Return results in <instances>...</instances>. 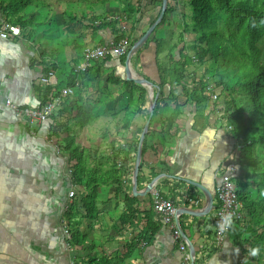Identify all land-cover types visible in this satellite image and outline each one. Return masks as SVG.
I'll return each mask as SVG.
<instances>
[{"label":"crops","instance_id":"obj_1","mask_svg":"<svg viewBox=\"0 0 264 264\" xmlns=\"http://www.w3.org/2000/svg\"><path fill=\"white\" fill-rule=\"evenodd\" d=\"M129 1L132 0H98L99 5L97 2L76 5L71 8L81 9L76 19L67 16L59 1L38 7L29 5L33 8L27 6L22 12L23 19H32L21 26L20 34L0 36V104L10 99L15 106L32 107L43 100L47 87L74 86L68 81L76 78L73 71L84 59L83 50L113 42L119 27H123L120 7ZM141 1L142 13L134 33L139 36L159 12L157 0ZM1 7L0 22L7 18ZM115 20L112 30L106 23ZM168 23L169 19L163 27ZM124 30L127 34L130 28L125 26ZM161 32L157 30L147 38L162 37ZM152 45L153 42L148 43L135 62L130 57L132 76L156 81L157 72L152 68L155 55H149L146 64ZM45 60L57 67L54 71L57 85L41 81L47 76L42 71ZM125 62L126 58L122 64L113 57L89 65L87 72L78 73L80 82L74 94L55 110V117L63 110L58 122L69 120L70 134L84 149L88 167L100 166L104 173L118 156L117 167L123 174L119 192L112 181L98 184L92 191L72 182L67 154L59 149L58 138L49 137V121L27 124L17 119L12 109L0 108V264H183L190 243L195 253L194 264H249L229 235L220 245L215 243V187L221 172L238 155L237 144L232 149L228 142V137L237 140L231 137L224 118H220L223 111H210L211 120L217 118V121L202 130L198 113L211 109L208 102L198 106L194 101L178 106L170 102L164 106L169 109L165 113H160L163 105L160 106L145 132V152L140 153L141 168L135 179L138 138L147 121L148 109L150 116L151 103L147 102L149 106L142 107L144 111L132 117L131 122H125L126 98L122 102L113 101L110 95L114 89L120 92L124 89L107 81L110 72L119 79L125 78ZM97 70L100 76L89 79ZM213 90L216 89L209 91L210 100ZM96 94L99 97L92 100ZM102 105L115 111L96 114L94 109H101ZM78 106L90 114L88 124L82 127L74 118ZM116 111L119 113L115 114ZM218 119L222 120L224 129L228 128L226 133L218 132L219 127L215 126ZM79 133L86 140L106 141L99 157L94 154L90 157L91 149L95 148L87 150V145L76 137ZM154 178L150 190L141 195ZM185 179L199 183L205 190ZM133 184L139 191L137 194L133 192ZM151 189L158 192L160 189L162 198L172 200L182 211L180 228L188 243L186 250L180 249L169 225L160 223L152 229L160 219L151 205ZM70 190L74 191L71 198ZM89 192L94 195V210L87 214L82 204H76L77 214L72 217L75 228L69 229L67 239L62 228V221L67 220L64 213L70 203ZM210 195L212 206L203 212Z\"/></svg>","mask_w":264,"mask_h":264},{"label":"trees","instance_id":"obj_2","mask_svg":"<svg viewBox=\"0 0 264 264\" xmlns=\"http://www.w3.org/2000/svg\"><path fill=\"white\" fill-rule=\"evenodd\" d=\"M175 1L177 3V0ZM34 2L37 3L36 0ZM141 2V0H132L120 7V12L124 15V17H120L123 27H119L117 36L113 40L114 43H117L125 35V26L130 28L127 33L130 48L145 33L143 32L141 36L134 34L142 13ZM157 3L160 12L162 0H157ZM178 3L183 7L187 6L190 13L184 14V18L179 23L182 30L177 40L165 47L163 39L154 35L151 39L147 38L131 56L132 61L135 62L138 60L141 50L146 48L148 43H154V61L159 79L153 81L148 78L154 85V95L158 93L150 120L157 116L160 106L165 104L164 89L166 85H172L173 88L169 90V100L177 106L189 101H194L197 105L201 102L206 103V101H210L211 92L209 91L212 87L220 90V95L224 97V108L220 118H224V124L230 126L231 137L237 140V173L233 180L236 184L237 199L243 204V217L231 221L228 235L239 247L242 256L248 260L249 264H254V261L264 264V160L262 157L264 155V61H262L261 49L255 44L257 40L264 38V0H179ZM30 4H33V0H0L2 11L7 17L5 21L18 24L20 27H24L32 19V17L28 20L23 19L22 15L24 14L22 12ZM40 4L43 5L39 2L35 7ZM174 10L175 7H172L168 0L165 14L152 33L158 30L160 23L164 22L166 16ZM66 13L70 19L77 17L76 14ZM157 17L150 25L154 23ZM116 23L115 20L106 23V25L114 30ZM240 32H244L242 38L245 37L250 40L249 46H245L244 42L241 41ZM187 33L193 34L194 38L186 41L185 35ZM174 52L175 56L178 57L177 60L173 59ZM113 57L119 58L120 63L124 64L126 55L120 57L108 55L101 60H110ZM206 59L213 61L215 65L216 72L213 84L209 83L210 79L207 76L206 67L203 68L202 73L195 69V65H203ZM168 60L171 61L169 65ZM42 68L43 73L48 75L57 67L45 60ZM87 69L84 72H74L76 78L74 81H68V84L73 85L78 81L79 85L78 73H85ZM225 69H232V73L226 79L219 75ZM99 76L100 73L97 70L94 76L89 79H95ZM107 81L114 85H121L126 94H130L131 100L125 106V111L133 103L139 105L135 114L143 112L142 107L149 106L146 99L147 89L144 85L126 79V77L119 79L111 72ZM178 86L179 89H177ZM58 93V88L47 87L41 103L46 102L50 97H55ZM55 110L48 120V134L49 137L58 138L59 149L67 154L72 182L81 184L92 191L96 185L112 181L116 191H121L123 174L121 169L117 167L118 156H115L112 164L104 173L100 166L88 167L84 149L77 145L75 136L70 134L69 120L68 122H56V117L62 114L63 110H60L56 117ZM210 111L214 112L213 108L212 110L203 109L200 111L202 118L199 122H202H200L202 130L208 126ZM148 116L149 109L145 113V119H148ZM89 117L90 114L87 111L80 106L77 107L74 118L79 121L77 123L81 127L88 124ZM215 121L214 123H216ZM124 125L128 126L129 124L125 123ZM150 126L151 124L149 128ZM215 126L224 127L222 120L218 119V125ZM63 132L65 134L61 138L59 135ZM255 146L258 149H263V151L256 153ZM144 152L145 138L142 142L141 154ZM165 166L164 169H168L167 165ZM140 168L141 164H139L138 173ZM137 178L139 180V177ZM176 180L181 182L183 179L177 178ZM246 180L252 182L253 195L251 191L244 188ZM77 203L82 204L87 214L92 212L94 210L93 193H86L68 205L64 216L67 218L70 230L75 228L76 222L72 220V217L77 214ZM160 223H162L161 219L156 222L154 228L152 226V229H156Z\"/></svg>","mask_w":264,"mask_h":264},{"label":"built area","instance_id":"obj_3","mask_svg":"<svg viewBox=\"0 0 264 264\" xmlns=\"http://www.w3.org/2000/svg\"><path fill=\"white\" fill-rule=\"evenodd\" d=\"M21 27L18 24H13L8 21L2 20L0 22V36L7 38L10 35L18 36L20 34ZM134 49L129 47V39L123 37L117 43L111 42L107 45H99L93 47H85L83 50V61L79 63L73 72H84L89 65L97 60L106 58L108 55H114L117 57L123 55H131ZM53 78V79H52ZM42 82L49 83L51 85L57 83L55 72L50 71L46 77H43ZM78 83V81H76ZM73 92V88L70 86H64L61 89V96H66ZM215 97V95H213ZM58 104V99L50 97L44 103H38L32 107H19L15 106L10 99L4 100L1 107H6L13 110V113L17 119L27 124H43L46 123ZM233 165V164H232ZM231 165L228 171L221 174V179L216 187L217 194V213L214 219L215 227V243L220 245L223 239L228 236L230 232V224L234 219H240L242 214V203L237 199L235 193V186L231 179V170L234 168ZM70 197L73 195L71 191ZM152 204L156 215L161 219L162 223L169 225L172 228V235L175 240L179 241V247L181 250H186L188 245L186 239L182 237L181 229L177 218L180 215V209L170 200L162 198L157 190H152ZM63 231L68 235V229L65 225V221L62 222ZM193 252L187 251L184 257L183 264H189L194 257Z\"/></svg>","mask_w":264,"mask_h":264},{"label":"rangeland","instance_id":"obj_4","mask_svg":"<svg viewBox=\"0 0 264 264\" xmlns=\"http://www.w3.org/2000/svg\"><path fill=\"white\" fill-rule=\"evenodd\" d=\"M35 0H33V4H30V5H36L37 3H39V2H41V3H43L44 5L48 2H51L50 3V5L52 4V3H55V2H61L63 5H64V11L65 12H70V13H72V14H76V15H79L80 14V8L79 9H74V10H72L71 8H74V7H76V5H79L80 7H82L83 5H87V4H91L92 2H97L98 3V0H36L37 1V3L35 4V2H34ZM178 1L179 0H177V3H178ZM77 3V4H76ZM104 3L105 2H103V5H104ZM169 3H170V5L172 6V7H175V10L174 11H172L171 12V14L169 13L168 14V16H166V20L167 19H169V25L168 26H164L163 27V25H164V23H165V21L164 22H162V23H160V27L158 28V30H162V37L161 36H159V38H161V39H163L162 41L164 42L163 44L165 45V47L168 45V44H170V43H173V42H175L176 40H177V37L179 36V33H180V31L182 30V26L181 25H179V23L181 22V20H182V18H184V14L185 15H188V13H190V10L188 9V7L187 6H181V4L180 3H176V1L175 0H170L169 1ZM70 4V5H69ZM98 5H99V3H98ZM29 6V5H28ZM29 7H31V8H33V6H29ZM49 7H47V8H45V9H48ZM185 18H187V17H185ZM188 19V18H187ZM243 33L244 32H240L239 33V37H240V39H241V41H243L244 43V45L245 46H249V44H251L250 43V40L248 39V38H245V37H243L242 38V36H243ZM160 34V33H159ZM158 34V35H159ZM164 35V36H163ZM125 36H128V34H125V35H123V37H125ZM194 38V35L193 34H190V33H187L186 35H185V40L186 41H190L191 39H193ZM255 44H256V46H258L260 49H261V51H262V61H264V38H262L261 40H257L256 42H255ZM143 50V49H142ZM141 50V51H142ZM141 53V52H140ZM134 54V53H133ZM145 55V54H144ZM148 57H147V63L146 64H148V62H149V60H150V56H152V55H155V46L154 45H152L151 46V48L149 49V51H148ZM150 55V56H149ZM176 54H175V52H174V60H177V56H175ZM139 57H140V54H139ZM144 57H146V56H144ZM126 58V57H125ZM208 59V58H207ZM207 59H206V61H205V63L203 64V65H195V69L199 72V73H202V71H204L203 70V68L204 67H206L207 68V70H208V72H207V76H208V78L210 79L209 80V83H212L213 84V80H214V75H215V72H216V70H215V65H214V63H213V61H210V60H208L207 61ZM210 61V62H209ZM173 62V61H172ZM167 63H168V65L171 63V61L170 60H168L167 61ZM166 63V64H167ZM152 68L154 69V72H157L155 69V61L153 62L152 61ZM150 70V68L148 67V70H147V72ZM129 71H132L131 69H130V65H129ZM232 73V69H225V70H222L221 72H220V74L219 75H221V76H223V78L224 79H226L230 74ZM156 75L158 76V73H156ZM135 77H139V76H136V75H134ZM139 78H143V77H139ZM159 78L158 77H155V79L154 80H158ZM145 87H146V89H147V93H146V99H147V102H149V103H151L152 102V98H151V94H150V88L148 87V86H146V85H144ZM171 88H173L172 87V85H166L165 86V89H164V91H165V104H163V106H162V108L160 109V113H165V112H168L169 111V109H165V107L164 106H166L167 105V103H170V98H169V90L171 89ZM180 87L178 86V88L177 89H179ZM213 88V87H212ZM216 90H213V92H212V94L213 95H215V97H213L212 96V99L210 100V101H206V103L208 102L209 103V106L211 107V110H212V108H213V110H214V112L216 113V111L218 110V111H220V112H222L223 111V108H224V97L222 96V95H220V90L218 89V88H215ZM125 90H123L122 92H124ZM122 92H120V91H117L116 89H114V90H112L111 91V93H110V95L112 96V99H113V101L115 100V101H119V102H122L123 101V99H125L127 102H129L130 100H131V96H130V94L127 96L125 93H122ZM119 93H122V94H119ZM108 94V93H107ZM113 94H115V95H113ZM119 94V95H118ZM219 94V95H218ZM109 95V94H108ZM171 95V94H170ZM218 96V97H217ZM97 97H99V95L98 94H96V95H94L93 96V99L92 100H95V98H97ZM118 97H120V99H118ZM216 97H217V99H216ZM214 98V99H213ZM216 99V100H215ZM136 102V101H135ZM201 103H203L202 105H204L205 104V102H201ZM200 103V104H201ZM207 103V104H208ZM200 104H198V105H200ZM197 105V106H198ZM138 106L139 105H137L136 103H133V105H131V107H128V108H126V111L123 113V115H125V117L127 118V120H128V122L130 121L131 122V119H132V117H134L136 114H135V112H136V109L138 108ZM169 108V107H168ZM189 109L192 111V112H196V111H194L193 109H192V107L191 106H189ZM207 110H210V109H207ZM115 110H111L110 109V107L108 108L107 106H103L102 105V108L100 109V108H96V109H94V112L96 113V114H98V113H100V112H103V113H109V114H111L112 112H114ZM217 111V112H218ZM117 113H119V112H115V114H117ZM63 114V113H62ZM218 115H220V114H218ZM58 117H60V114L56 117V122H58L57 120H58ZM63 117V116H62ZM198 119L199 120H201V115H200V112L198 113ZM217 121V118H215V119H213V120H211V114L209 115V119H208V127L209 126H211V125H214V121ZM215 121V122H216ZM201 122V121H200ZM210 122V123H209ZM202 123V122H201ZM37 124V123H36ZM224 125V124H223ZM214 128H216L215 126H214ZM228 130V128H225L224 129V127H222V128H218V132H224V133H226V131ZM228 133V132H227ZM65 133L63 132V133H60V137L62 138L63 137V135H64ZM81 135H82V138H81ZM80 135V133L76 136V137H78V139H79V141L81 142V143H84V144H86L87 145V150H89V148L90 147H94L95 149H96V153H95V149H91V151H90V157L92 156V154H94V155H96V157H99V153H101V152H103V148L105 147V143H106V141H104V140H97V138H96V140H86L85 139V137H83V134H81ZM88 137H89V135H87ZM54 138V137H53ZM140 138V137H139ZM139 138H138V141H139ZM149 139V138H148ZM228 142H229V144H230V147L232 148V149H235L236 147H234V145L236 146V144H237V142L235 141V140H233V139H231L230 137H228ZM94 150V151H93ZM254 150H255V152L256 153H259L260 151H263V149L261 150V149H258V147H256L255 146V148H254ZM65 157V156H64ZM262 157H263V160H264V155H262ZM234 183H235V181H234ZM236 185V184H235ZM251 185H252V182L251 181H249V180H246V183H245V185H244V188H245V190H248V191H250L251 190ZM158 186L160 187V189H163V185H159L158 184ZM156 188H157V186H156ZM160 189H158L159 190V192L161 191ZM163 191V190H162ZM164 192V191H163ZM254 196H255V194H254ZM253 196V197H254ZM245 263H249L248 262V260H245ZM254 264H259V263H257V262H253Z\"/></svg>","mask_w":264,"mask_h":264},{"label":"water","instance_id":"obj_5","mask_svg":"<svg viewBox=\"0 0 264 264\" xmlns=\"http://www.w3.org/2000/svg\"><path fill=\"white\" fill-rule=\"evenodd\" d=\"M167 2H168V0H162L161 9H160V12H159V15H158L157 19L154 21V23L152 25L149 26V28L145 31V33L133 44L132 48L134 49V51L147 39V37L153 32L155 26L162 20L164 14H165V11H166ZM129 62H130V55H127L126 62H125V65H126L125 66L126 67V69H125L126 76L125 77H126V79L133 80L134 82L139 83V84L148 85L151 88V90H152L154 85H153V83L151 81H149V80H147L145 78L135 77V76H132L130 74L129 65H128ZM157 95H158V93H156L154 95V99L151 102V105H150V116L148 117L147 121L144 124V129H143V132H142L141 137L139 139L138 154H137L136 163H135V169H134V178L135 179H136V176L138 174V166H139L138 164H139V160H140L142 141L144 139L145 132L147 131L148 126H149L150 117H151V115L153 113V108H154V105L156 103ZM151 96H152V91H151ZM185 180L190 182V183H192V184H195L196 186H199L202 190H205L199 183L191 181V180H188V179H185ZM155 181H156L155 178L152 179L146 185V187L144 188V191L141 192L140 194L141 195H145L150 190V188L152 187V185H153V183ZM133 192L135 194H137V192H139L136 189V184L133 185ZM211 206H212V196L210 195L209 198H208V203L204 207L203 212H204V210L209 209ZM194 212L195 211H193V213ZM190 252L194 253V249H193V246H192L191 243H190ZM191 264H194L193 259L191 260Z\"/></svg>","mask_w":264,"mask_h":264},{"label":"bare ground","instance_id":"obj_6","mask_svg":"<svg viewBox=\"0 0 264 264\" xmlns=\"http://www.w3.org/2000/svg\"><path fill=\"white\" fill-rule=\"evenodd\" d=\"M58 83H55V84H53V85H57ZM78 85V83L77 82H75V85L74 86H70V87H72L73 88V92L71 93V94H68V95H66V96H61V89L64 87V86H69V85H64V86H62V87H60L59 88V93L54 97V98H56V99H58V104H57V106L55 107V109H57V108H60L61 106H62V103L64 102V100H65V98L66 97H70L71 95H73L74 94V88H75V86H77ZM143 85V84H142ZM148 86V85H147ZM149 87V86H148ZM150 88V87H149ZM150 91H152V96H151V98H152V100H153V88H152V90H151V88H150ZM54 109V110H55ZM54 113V111L52 112V114ZM51 114V115H52ZM49 120V119H48ZM233 164V165H232ZM231 165L234 167L232 170H231V179H232V181H233V183H234V180H233V177H234V175L237 173V158L236 157H233L232 159H231V161L228 163V165H227V167H226V169H225V171H228L229 169H230V167H231ZM225 171H223V172H221V174L222 173H224ZM221 174H220V176H219V181H220V179H221ZM219 184V182L217 183V185ZM134 185V184H133ZM217 185H216V187H217ZM234 186H235V183H234ZM216 187H215V207H216V213H217V205H218V200H217V194H216ZM235 189H236V186H235ZM152 190H156V189H151V205H152V208H153V204H152ZM73 192V195L71 196V197H73L74 196V191L73 190H70L69 191V193L70 192ZM236 193V192H235ZM69 195V194H68ZM70 197V195H69V198H71ZM164 199H166V200H170V199H167V198H164ZM239 200V199H238ZM170 201H172V200H170ZM240 201V200H239ZM241 202V201H240ZM242 203V202H241ZM243 205V204H242ZM153 210H154V208H153ZM155 212V211H154ZM156 214V213H155ZM181 214H182V211L180 210V215H179V217L177 218V220H178V223H179V226H180V217H181ZM216 216V215H215ZM64 221H65V225H66V227H67V229H68V235L70 236V231H69V228H68V221L66 220V219H64ZM63 222V221H62ZM62 228H64L63 227V225H62ZM181 229V228H180ZM64 232V231H63ZM65 234V233H64ZM181 234H182V232H181ZM66 235V234H65ZM69 236H67L66 235V237H67V239L69 238ZM182 237L184 238V239H186L183 235H182ZM194 261V260H193ZM191 264V263H190Z\"/></svg>","mask_w":264,"mask_h":264},{"label":"clouds","instance_id":"obj_7","mask_svg":"<svg viewBox=\"0 0 264 264\" xmlns=\"http://www.w3.org/2000/svg\"><path fill=\"white\" fill-rule=\"evenodd\" d=\"M125 37H127V36H125ZM134 52H135V51H134ZM134 52H133V53H134ZM133 53H132V54H133ZM132 54L130 55V57L132 56ZM126 57H127V56H126Z\"/></svg>","mask_w":264,"mask_h":264}]
</instances>
